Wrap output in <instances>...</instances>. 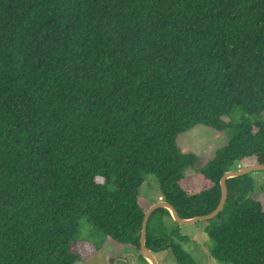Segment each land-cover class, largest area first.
<instances>
[{"label": "trees", "instance_id": "trees-1", "mask_svg": "<svg viewBox=\"0 0 264 264\" xmlns=\"http://www.w3.org/2000/svg\"><path fill=\"white\" fill-rule=\"evenodd\" d=\"M197 125L232 131L203 166L176 143ZM248 159L264 165V0H0V264H75L82 219L139 252L145 176L190 219ZM251 175L205 228L218 263L264 264ZM186 240L150 215L153 255L195 264Z\"/></svg>", "mask_w": 264, "mask_h": 264}, {"label": "rangeland", "instance_id": "rangeland-1", "mask_svg": "<svg viewBox=\"0 0 264 264\" xmlns=\"http://www.w3.org/2000/svg\"><path fill=\"white\" fill-rule=\"evenodd\" d=\"M230 119L233 124H239L247 120L252 122L254 120L253 117H249L241 110L235 111ZM231 135V130L221 133L214 129L197 125L179 135L176 143L182 153L195 154L198 158L199 166H203L213 158L217 150L228 144ZM250 164H254V159L244 161L242 166ZM242 166H239V169ZM252 173L253 175L251 176L255 180V194H257L255 196L264 198V187L259 174L264 172ZM189 174L195 176L192 171H189ZM186 186L191 187L189 183H186ZM191 191H194V187L191 188ZM139 198L145 211L161 199L159 197V187L149 175L144 178L143 185L139 190ZM263 198L261 199L264 201ZM208 224L209 221H199L187 226L179 225L181 235L187 237V240L177 241V243L184 252L191 256L195 264H222L215 261L210 255L213 244L205 233V228ZM71 251L79 258V261L75 264H151L149 261L143 260L137 250L128 246L115 245L105 239L101 232L87 226L83 219L80 221L78 240ZM154 258L157 264H177L170 251L154 254Z\"/></svg>", "mask_w": 264, "mask_h": 264}, {"label": "water", "instance_id": "water-1", "mask_svg": "<svg viewBox=\"0 0 264 264\" xmlns=\"http://www.w3.org/2000/svg\"><path fill=\"white\" fill-rule=\"evenodd\" d=\"M251 172H264V165L262 164H255V165H250L247 167H243L241 169H238L236 171H228L225 172L222 177L220 178V191H221V196L219 203L217 207L210 213L205 214V215H199L195 216L190 219H183L181 218L176 210L166 201L160 199L158 202L152 204L147 211L144 214L143 221H142V226H141V233H140V239H139V254L143 259L146 261H149L151 264H157L154 258V255L151 253L150 250L147 249L145 245V240H146V230H147V222L150 217V215L159 208H165L170 212V215L172 219L178 224V225H191L199 221H209L213 218H215L223 209L226 199H227V186H226V180L229 178L233 177H239L246 175Z\"/></svg>", "mask_w": 264, "mask_h": 264}, {"label": "crops", "instance_id": "crops-1", "mask_svg": "<svg viewBox=\"0 0 264 264\" xmlns=\"http://www.w3.org/2000/svg\"><path fill=\"white\" fill-rule=\"evenodd\" d=\"M260 174V178L262 179V182L264 180V173H259ZM255 176V175H254ZM257 176V175H256Z\"/></svg>", "mask_w": 264, "mask_h": 264}]
</instances>
